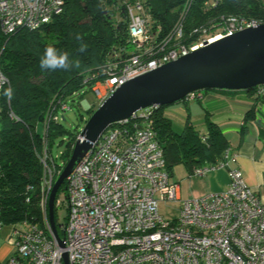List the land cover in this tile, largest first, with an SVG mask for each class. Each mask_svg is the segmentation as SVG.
Returning a JSON list of instances; mask_svg holds the SVG:
<instances>
[{
    "label": "built area",
    "instance_id": "obj_1",
    "mask_svg": "<svg viewBox=\"0 0 264 264\" xmlns=\"http://www.w3.org/2000/svg\"><path fill=\"white\" fill-rule=\"evenodd\" d=\"M122 1L130 48L104 78L91 85L97 105L125 81L184 56L204 42L259 24L256 19L228 15L212 28L192 30L187 36L196 33V40L188 42L183 23L190 0H185L165 33L152 28L151 16L141 2ZM216 2L212 0L213 5ZM63 3L0 0V32L9 35L21 28L35 29L60 13ZM6 86L8 80L0 70V111ZM199 97L195 91L184 99ZM83 100L84 109L92 106L84 100L86 108ZM66 109L61 104V111L49 117L55 120ZM143 110L108 125L66 177L65 200L54 201L55 206L63 203L67 208L64 221L58 223L63 248L46 213L56 168L48 164L44 152L42 223L11 228L8 239L15 251L5 264H63V252L68 264H264V198L245 183L237 167H229L225 190L182 198L180 181L172 179L166 169L163 149L149 120L151 112ZM233 157L228 146L217 163L192 172L201 176L227 166ZM160 201L178 203L173 219L159 213Z\"/></svg>",
    "mask_w": 264,
    "mask_h": 264
},
{
    "label": "trees",
    "instance_id": "obj_2",
    "mask_svg": "<svg viewBox=\"0 0 264 264\" xmlns=\"http://www.w3.org/2000/svg\"><path fill=\"white\" fill-rule=\"evenodd\" d=\"M63 6L50 21L35 29L21 28L9 35L0 32V70L13 89L9 101L2 95L0 111V223L10 228L23 223H42L43 211L40 205L41 182L43 179V155L48 163L61 169L67 162L79 130L68 133L62 125L66 110H80L81 101L91 85L106 75L112 64L118 63L128 54L130 48L127 36V13L122 0H63ZM141 2L151 16L152 28L165 33L173 26L185 0H125ZM228 15L252 18L264 23V1L262 0H190L183 23L186 41L196 40V33L187 36L194 29H208L220 24ZM79 36L81 39H77ZM86 44L84 52L78 51L80 44ZM52 45L67 51L70 59L78 58L81 69L64 71L45 70L40 67V57L47 46ZM3 90V93H4ZM224 94L244 93L250 99L239 131L254 125L257 134L264 139V85L244 90L208 89L199 91V101L206 91ZM95 101V100H94ZM185 104L187 100H182ZM61 104L68 109L57 113L53 120L49 113L61 111ZM94 104V105H93ZM96 102L86 110H94ZM165 106V105H164ZM164 106L146 108L151 112V127L163 149L166 169L171 175L172 164L181 161L189 170L209 167L222 158L229 146L228 139L208 112L203 113L199 132L192 123H186L180 131H174L170 119L163 113ZM139 111L137 114L141 113ZM12 113L14 117H10ZM79 119L85 122L82 114ZM41 125V131L38 126ZM132 126V125H131ZM67 135V136H66ZM60 144L64 148L56 154L52 148ZM51 160V161H50ZM60 173V172H59ZM56 178V176H55ZM65 181L60 186L64 188ZM59 188V189H60ZM56 200V196H55ZM54 200V201H55ZM54 222L59 236L62 231ZM48 215V208H46Z\"/></svg>",
    "mask_w": 264,
    "mask_h": 264
},
{
    "label": "water",
    "instance_id": "obj_3",
    "mask_svg": "<svg viewBox=\"0 0 264 264\" xmlns=\"http://www.w3.org/2000/svg\"><path fill=\"white\" fill-rule=\"evenodd\" d=\"M258 85H264V23L204 42L188 54L119 85L85 120L49 192L48 220L59 247H64V240L54 222L56 193L108 125L148 107L178 103L190 92L244 90ZM62 261L68 264L65 252Z\"/></svg>",
    "mask_w": 264,
    "mask_h": 264
},
{
    "label": "crops",
    "instance_id": "obj_4",
    "mask_svg": "<svg viewBox=\"0 0 264 264\" xmlns=\"http://www.w3.org/2000/svg\"><path fill=\"white\" fill-rule=\"evenodd\" d=\"M203 101L205 107L201 108V113L208 112L209 117L219 125L234 154V157L228 160L227 166L208 170L201 175L202 177L208 175L207 182L213 188L211 192L225 190L229 183V167H237L245 183L264 198V139L259 137L255 126L251 124L244 132L239 131V125L250 104V99L244 93L224 94L209 90L202 94L198 102ZM200 116L203 119V115ZM9 229L11 230L10 226ZM5 243L0 233V264H5L15 251L8 243Z\"/></svg>",
    "mask_w": 264,
    "mask_h": 264
},
{
    "label": "rangeland",
    "instance_id": "obj_5",
    "mask_svg": "<svg viewBox=\"0 0 264 264\" xmlns=\"http://www.w3.org/2000/svg\"><path fill=\"white\" fill-rule=\"evenodd\" d=\"M202 91L203 90H201V92ZM84 100L90 104L95 103L92 91H88L86 93V95L84 96ZM84 100L82 104L86 107V103ZM202 107H205L204 101L200 103L197 100H193L187 102L186 104L183 101H180L178 103L165 105L163 109V113L165 114V116H167L170 119L174 131L180 132L184 128L185 124L189 122L195 125L196 129L199 132H202L205 131V127L202 124H200V122H202V118L200 115L201 114L203 115V113H201L200 111L202 110L201 109ZM86 110H88V108ZM86 110L84 108H81L80 110H75L73 108H70L65 111L64 113L65 119L62 121V125L68 133H72L76 130L81 129L84 122L79 119V114H82L85 118H87L89 114ZM41 128H42L41 125H39L38 130L41 131L42 130ZM63 148H64L63 144H60L57 147H53L52 153L56 154L58 151L62 150ZM192 171L193 169L189 170L188 167L181 161L180 162L177 161L172 164L171 178L180 181V191L182 198L202 196L210 193L213 189L212 185L208 184L207 182L208 175L202 177L200 175L194 174ZM55 172L57 177L60 170L55 169ZM56 199L62 202L65 200L64 188L58 189L56 193ZM177 207H178V203L176 202L160 201L158 203L159 213L168 220H171L176 216ZM66 213H67L66 205L62 203L60 207L56 208V223H62L64 221ZM9 231H10L9 226L3 225L1 227L0 233L3 235L4 241L8 243L13 250H15L14 246L9 243V239H8L10 233ZM5 234H7L8 236Z\"/></svg>",
    "mask_w": 264,
    "mask_h": 264
},
{
    "label": "clouds",
    "instance_id": "obj_6",
    "mask_svg": "<svg viewBox=\"0 0 264 264\" xmlns=\"http://www.w3.org/2000/svg\"><path fill=\"white\" fill-rule=\"evenodd\" d=\"M77 39L81 38L77 36ZM86 49L87 45L81 43L78 51L84 52ZM39 63L42 69L51 71H55L57 69L64 71L81 69V61L78 58L70 59V54L67 51H61L52 45H49L45 48L43 55L40 57ZM86 71L87 69H81L80 74L84 75ZM3 94L9 101H11L13 97V89L8 88L4 90Z\"/></svg>",
    "mask_w": 264,
    "mask_h": 264
},
{
    "label": "bare ground",
    "instance_id": "obj_7",
    "mask_svg": "<svg viewBox=\"0 0 264 264\" xmlns=\"http://www.w3.org/2000/svg\"><path fill=\"white\" fill-rule=\"evenodd\" d=\"M55 200V199H54Z\"/></svg>",
    "mask_w": 264,
    "mask_h": 264
}]
</instances>
